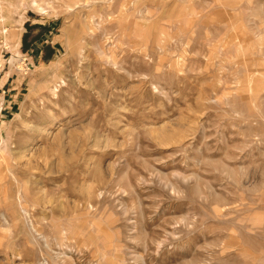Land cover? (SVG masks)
I'll use <instances>...</instances> for the list:
<instances>
[{"label":"rangeland","instance_id":"rangeland-1","mask_svg":"<svg viewBox=\"0 0 264 264\" xmlns=\"http://www.w3.org/2000/svg\"><path fill=\"white\" fill-rule=\"evenodd\" d=\"M0 264H264V0H0Z\"/></svg>","mask_w":264,"mask_h":264}]
</instances>
